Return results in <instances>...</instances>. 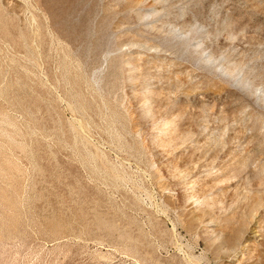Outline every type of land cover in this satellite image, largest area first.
<instances>
[{
    "label": "rangeland",
    "instance_id": "obj_1",
    "mask_svg": "<svg viewBox=\"0 0 264 264\" xmlns=\"http://www.w3.org/2000/svg\"><path fill=\"white\" fill-rule=\"evenodd\" d=\"M0 264H264V0H0Z\"/></svg>",
    "mask_w": 264,
    "mask_h": 264
}]
</instances>
